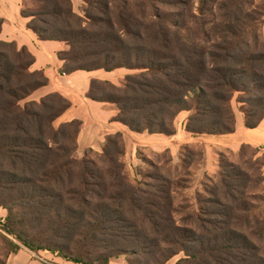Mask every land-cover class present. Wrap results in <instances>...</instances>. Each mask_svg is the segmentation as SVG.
I'll list each match as a JSON object with an SVG mask.
<instances>
[{
	"label": "trees",
	"instance_id": "1",
	"mask_svg": "<svg viewBox=\"0 0 264 264\" xmlns=\"http://www.w3.org/2000/svg\"><path fill=\"white\" fill-rule=\"evenodd\" d=\"M84 1L80 15L73 0H32L34 7L23 0L22 15L40 39L69 46L58 54L65 73L138 71L119 84L91 80L86 96L116 105L112 121L171 136L178 114L192 111L186 127L192 135L234 133L235 92L247 93L245 126L263 121L264 50L233 41L246 34L235 23L224 44L181 46L170 39L176 31L164 30L174 15L161 8L181 0ZM3 24L0 17V33ZM35 60L27 46L0 41V207L7 210L0 217V264L24 247L81 264H112L119 256L133 264L129 255L139 250L157 264L179 252L186 257L176 264H264V155L257 147L244 143L240 164H221L193 225H178L165 184L148 186L153 190L130 181L122 132L106 135L102 152L89 148L77 157L82 121L55 125L71 100L57 91L30 99L49 84L43 70L33 69Z\"/></svg>",
	"mask_w": 264,
	"mask_h": 264
},
{
	"label": "rangeland",
	"instance_id": "2",
	"mask_svg": "<svg viewBox=\"0 0 264 264\" xmlns=\"http://www.w3.org/2000/svg\"><path fill=\"white\" fill-rule=\"evenodd\" d=\"M27 1L29 6L34 7L32 0ZM140 1L134 0V3ZM142 1L144 2V0ZM181 1L182 3H177V7L161 5L163 10L174 15L170 16V19L174 21L165 23L164 30L168 31L166 25H169L173 31L177 32V34L172 32L173 34L170 36V39L175 43H179L181 46L184 44L196 45L203 49H210L216 44H224L229 39V37H225V30L235 23V27L241 28V32L246 34H243L245 37L239 36L233 41L239 42L242 46L249 45L252 50H264V0ZM85 7L84 0L75 1L74 10L78 14L84 15ZM207 57L211 58L210 55ZM136 72L138 71L120 68L105 76L119 84L127 74ZM246 96L247 93L242 92H235L233 95L231 104L237 121L239 119L245 121L241 101L246 100ZM30 99L35 98L30 97ZM111 106L117 110L116 105L112 104ZM116 112L117 115L118 110ZM191 114L192 111H181L178 114L175 119V137L169 138L157 135L158 133L151 134L148 131L145 133L151 135L149 139L142 135L132 138L126 135L124 162L126 173L132 183L141 184L144 188H149L148 186H153V184L161 186L165 184L171 196L169 198L174 208L173 217L177 224L192 226V217L196 216L199 208L203 205L202 201L208 197L207 186H213V181L218 180L221 164L228 161L236 164L241 163L240 149L242 145L235 151L225 146L223 141L214 139L212 135L190 136L191 133L187 131L186 127ZM61 124V121L56 120L57 127ZM255 147L259 149V155L263 156L264 145ZM87 149L89 148L78 150L77 157L83 158L84 151ZM245 158L246 161L251 160L252 153H248ZM250 173L253 179H256L254 176L257 175L256 171L251 169ZM251 186H257L256 181H252ZM149 189L154 190V188ZM261 202L259 204H262ZM1 208L4 209L7 216V210ZM167 245L163 244V247ZM159 252L153 254L157 255ZM160 255L158 258L163 260L164 257ZM184 257H186L185 253L179 252L168 259L165 264H176ZM116 258L126 259L125 256H119L113 257L112 261ZM129 258L133 264H157L155 260L151 259L152 254L148 255L142 250L134 254L131 253Z\"/></svg>",
	"mask_w": 264,
	"mask_h": 264
},
{
	"label": "crops",
	"instance_id": "3",
	"mask_svg": "<svg viewBox=\"0 0 264 264\" xmlns=\"http://www.w3.org/2000/svg\"><path fill=\"white\" fill-rule=\"evenodd\" d=\"M75 1L73 0L74 7ZM22 4L23 0H0V17L4 18L0 41H16L19 46H27L36 58L33 69L43 70L49 78V84L35 91L31 97L39 99L43 95L57 91L71 100L72 106L57 120L62 123L74 119L82 121L81 130L78 135L79 150L93 148L96 151H102V144L106 135L116 132H122L124 138L126 135L131 136V138L142 135L149 139L151 135L145 132H134L122 123L112 121V117L117 113V110L111 106L112 104L94 101L86 96L93 78L111 80L105 75H109L114 71L77 70L72 73L63 72L64 61L58 54L61 50H66L68 45L61 41L40 39L29 28L30 19L22 15ZM157 135L164 134L158 133ZM189 135L194 137L192 134ZM164 136L170 138L176 135ZM212 137L223 141L225 146L235 151L244 143L261 147V145H264V119L255 129H248L244 124V120L239 119L234 133L212 135ZM5 216L4 209L0 207V217L4 218ZM5 264L78 263L66 260L62 256L48 250H41L35 253L24 247L18 252L11 254ZM112 264L129 263L124 258H116L112 261Z\"/></svg>",
	"mask_w": 264,
	"mask_h": 264
}]
</instances>
